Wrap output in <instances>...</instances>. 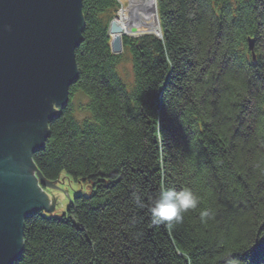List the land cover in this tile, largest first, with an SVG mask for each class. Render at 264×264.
<instances>
[{"label": "trees", "instance_id": "16d2710c", "mask_svg": "<svg viewBox=\"0 0 264 264\" xmlns=\"http://www.w3.org/2000/svg\"><path fill=\"white\" fill-rule=\"evenodd\" d=\"M157 1L162 38L124 41L129 90L110 47L117 0H83L69 96L83 94L90 117L69 100L33 160L48 182L67 175L92 194L62 218L30 217L15 264H264V0ZM185 187L197 208L153 225L159 192Z\"/></svg>", "mask_w": 264, "mask_h": 264}, {"label": "water", "instance_id": "95a60500", "mask_svg": "<svg viewBox=\"0 0 264 264\" xmlns=\"http://www.w3.org/2000/svg\"><path fill=\"white\" fill-rule=\"evenodd\" d=\"M82 5V0H0V264L20 258L25 223L46 209V198L53 199L46 210L54 209L53 194L40 185L62 191L53 189L32 156L45 146L49 123L68 104L79 76ZM110 30L122 32L115 21Z\"/></svg>", "mask_w": 264, "mask_h": 264}, {"label": "rangeland", "instance_id": "374dc122", "mask_svg": "<svg viewBox=\"0 0 264 264\" xmlns=\"http://www.w3.org/2000/svg\"><path fill=\"white\" fill-rule=\"evenodd\" d=\"M118 4H119V10H118L117 14L114 17V19H116V20L118 19V17H116V16L117 15L119 16V14L123 10V8L124 7L127 8L130 3L127 4L124 0H119ZM83 17H84V15H83ZM84 20H85V17H84ZM159 23H160V20H159ZM159 27H160V31H161V25L160 24H159ZM140 37H142V38L143 37H147V35L146 34H142ZM161 38H162V34H161ZM125 39L135 40V39H133L131 37H124V39L121 41V49L115 50L114 46H112V49H113V53L114 54L121 55V57H122V63L120 64V66L118 68V72H119V75H120L121 79L127 85L128 89L132 90L133 87H134V83H135L133 62H132V57L130 56V53H129L128 49H126L125 46H124ZM111 43H112V38H111ZM79 45H80V43H79ZM253 57H254V54H253ZM69 100L72 102V105L74 107V116H75V118L77 120H79V121H83L84 120L85 121L87 118L90 117L89 112L86 110V106L88 104V99L83 94L77 93V94L74 95V97H72ZM58 183H57L58 187L57 188L53 187V189H60L62 191H53L52 193L50 191V187L43 188V186L40 185L41 188L47 194H49L51 197H52V194H53V196L55 198V202H56L54 209L51 212H48V211L51 210V208L53 206V199L46 198L47 201L49 202V204L46 205V209H48V211L45 208H43L42 210H40V212H45V215L47 217L62 218L64 216V214L67 213L72 199H74L77 196V194H85L87 196H90L92 194V185H91L90 182H85L82 185L81 184H76L70 177H68L67 175H63L62 178L60 179V181H58ZM67 194L69 195V197H68ZM254 259H252V261ZM260 261H262V259H259V257H256L254 262H260Z\"/></svg>", "mask_w": 264, "mask_h": 264}, {"label": "bare ground", "instance_id": "6f19581e", "mask_svg": "<svg viewBox=\"0 0 264 264\" xmlns=\"http://www.w3.org/2000/svg\"><path fill=\"white\" fill-rule=\"evenodd\" d=\"M124 1L127 4L130 3L129 6L127 8L124 7L123 10L120 12L119 16L118 15L116 16L118 17L117 20L113 18V20L111 21V23L115 21L121 27L122 32L112 34L110 30L111 23L109 26V35L112 38V43H110L111 51H113L112 46H114L115 50L121 49V41L124 39V37H131L137 40L142 34H146L147 36L154 35L161 38L162 32L160 31V27H159L160 23H159L158 1L157 0H124ZM117 2L119 3V0H117ZM82 4H83V0H82ZM82 11H83V5H82ZM256 47H257L256 39L249 37L247 39V49L249 52H252L254 54V57H252L253 61H256L257 55L259 54ZM78 74H79V69H78ZM35 175L40 185L41 180L39 179L38 173L36 171H35ZM57 183L55 184L56 187H58ZM83 183H76V184L82 185ZM43 188L46 187L43 186ZM48 204L49 202L46 199V201H44V205H48Z\"/></svg>", "mask_w": 264, "mask_h": 264}, {"label": "clouds", "instance_id": "9594fccd", "mask_svg": "<svg viewBox=\"0 0 264 264\" xmlns=\"http://www.w3.org/2000/svg\"><path fill=\"white\" fill-rule=\"evenodd\" d=\"M200 198L190 188H183L177 191L174 188L162 189L154 198L150 206L152 224L163 225L171 230L174 224L182 223L184 215L191 209H196ZM136 203L143 206L141 198L136 196ZM211 212L205 209L200 212V218L206 222Z\"/></svg>", "mask_w": 264, "mask_h": 264}]
</instances>
